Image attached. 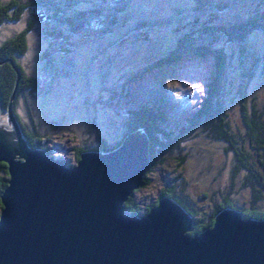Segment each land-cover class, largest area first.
<instances>
[{"label":"water","instance_id":"obj_1","mask_svg":"<svg viewBox=\"0 0 264 264\" xmlns=\"http://www.w3.org/2000/svg\"><path fill=\"white\" fill-rule=\"evenodd\" d=\"M5 114L12 131L0 124L7 173L0 264H264V218L224 207L209 227L188 235L189 216L166 195L142 214L122 211L148 167L139 129L114 148L82 151L67 165L26 145L9 101Z\"/></svg>","mask_w":264,"mask_h":264},{"label":"rangeland","instance_id":"obj_2","mask_svg":"<svg viewBox=\"0 0 264 264\" xmlns=\"http://www.w3.org/2000/svg\"><path fill=\"white\" fill-rule=\"evenodd\" d=\"M127 2L116 6L102 7L99 10L103 12L113 11L117 25L120 19H123L124 22H130L132 18L159 14L148 13L145 10L152 8L156 2L147 5H136ZM160 3L168 6L177 4L178 11H176V8L173 10L177 15H180L178 16L180 19H183L184 16L187 19L196 20V16H199L204 20V23L212 21L215 24H224L225 20L228 22L244 20L248 16H252L258 7V0H196L194 6L193 0H160ZM160 10L164 11L165 8ZM186 10L187 14L184 15ZM216 11H219V13L214 15L213 13ZM177 15L171 16L170 24L176 20ZM111 25L114 24H100L93 32L95 36L102 38L108 36L118 38L116 40L118 48L114 46L113 41L106 47H99L100 51H95V53L101 59V62L98 67H93L87 72L88 81L82 80L79 87L71 88L66 75H60L62 71H65L66 66L65 61L58 58V54L54 57V65L57 69L54 68L53 71H57L56 76L63 81V85L54 88L55 85H52V87L50 85L47 89L46 80H44L40 67V60L33 55L29 60V64H32V68L35 69L33 71L39 76V80L35 92L26 96L28 103L25 109H29L36 127L42 130L45 129L44 132H47L46 145L49 155L59 157L67 165L74 163V148L77 146H92L95 143L94 135L105 141L117 140L122 133V121L125 112L130 107L136 106V104L158 105L162 103L165 119L169 122L176 120L175 123H180L182 118L198 105L203 95V85L210 57L202 48L209 45L210 41L213 46L221 45L225 48L236 42V40L229 41L230 44L226 42L221 36H227L222 32L219 37L215 32L201 33V38L196 44L202 47L199 51L200 54H193L187 49L181 50L177 54L176 61L157 68V65L150 64L157 59L156 56L161 55L162 50L167 46L165 35L168 32L162 21H155L149 26H143L136 30L130 28L127 30L126 35L123 34V26L112 28ZM246 31V37L241 40L238 39L239 41L237 40L238 42L235 43L237 45L234 48L246 46V49H243L246 52L249 49L252 53L260 50L263 37L261 31L256 28L247 29ZM3 32L5 30L0 28V37H2ZM31 33L36 36L37 40H33L30 52L35 54L38 51L39 53L42 52L41 47L45 45V37L36 30H31ZM141 34H146L147 37L139 38L138 36ZM90 42L99 44L97 40ZM49 47L50 45L47 49ZM159 51L160 53H158ZM87 52H82V46H77V48H74L69 61L80 60V57ZM50 55H53V53H50ZM234 56V52L229 51L230 62L226 68L228 78L233 84L236 83L237 74L241 71L237 67V54ZM248 56L249 53H246L241 57V68L246 64ZM117 57H121V62H124V64L117 65L120 60ZM109 65L113 66L110 67ZM120 69L126 75H123L120 79L119 90L114 89L115 94L110 97L108 94H104L107 92L106 89L108 90L107 86L102 91L100 76L106 72L108 80L115 81L114 76L118 74L117 71ZM47 71H51V69ZM244 83V94L251 93L256 89L261 91L259 71L257 69L253 70L252 78H245ZM233 90L234 87L227 86L222 95L223 99L230 103L232 110L236 108V105L234 100L230 99L232 95L227 92ZM51 91L52 94L50 95ZM49 110L57 113L64 112L68 115L55 117L54 119H50L49 115L47 117L41 115L42 111L44 113ZM0 122L5 125L4 127L11 130L9 122L1 112ZM50 124H55L56 129L52 131V127L48 126ZM194 133L195 131L192 135ZM193 137H188L179 144V149L186 155L181 166H174V162L170 157L171 154H165L161 151L155 152L153 156L155 158L154 165L147 170L144 176L145 183L138 185L128 195L138 206L139 214L144 213V207L156 198L161 188L169 187L175 181L181 183L180 185H173L172 188L175 193L182 197L183 195L193 197L191 205L197 211V218L205 215L211 203L219 199L221 195L227 196V199L233 205H248V193L245 189L235 188L240 184V179L237 176L228 177L227 162L222 163L221 153L215 152L218 149H215V147L219 143L204 141V144L201 145ZM198 138L201 139L199 135ZM209 151H214L210 160ZM14 158L16 159V157ZM231 180L233 184L229 186ZM259 204L264 205V199H261ZM187 231L188 229L184 232Z\"/></svg>","mask_w":264,"mask_h":264},{"label":"trees","instance_id":"obj_3","mask_svg":"<svg viewBox=\"0 0 264 264\" xmlns=\"http://www.w3.org/2000/svg\"><path fill=\"white\" fill-rule=\"evenodd\" d=\"M218 13L219 11L214 12L215 15ZM28 19L30 18L27 17L26 9L21 10L19 7V0H0V28L5 30L0 37V112L5 113L6 103L9 101L10 112L26 145L30 148H41L49 155L46 145L47 137L44 136V131H36L35 121L27 108L23 111L24 114L18 112L20 103L25 106L28 103L26 96L35 92L39 80V76L33 71L35 69L32 68V64H29L32 55L36 56V54L30 52L35 39L31 33ZM224 22V24H214L216 25L214 29L203 28L202 33L215 32L219 37L222 32L228 37L221 36L226 42L236 40L235 43H237L246 37L247 29L256 28L261 31V36H263L261 49L252 53L249 49L248 52L243 49H246V46L234 48L237 44L233 43L228 45V49L221 45L213 46L211 41L209 45L202 48L210 57L203 85V95L198 105L191 112H188L180 123H175L176 120L169 122L165 119L162 103L158 105L136 104L125 112L122 121V133L117 140L105 141L94 135L95 143L92 146H77L73 150L75 162L80 152L108 151L117 146L127 132L139 129L147 139L148 159V167L142 174L140 186L145 183V173L154 165L155 158L153 156L155 152L161 151L165 154H171L170 157L174 166L178 167L181 166L186 156L179 149L182 140L194 136L193 138L198 140L201 145L204 144V141L218 142V146L215 147L218 149L215 152L221 153L222 163L227 162L228 177L237 176L240 179V184L235 188L245 189L248 193V205H233L227 196L221 195L219 199L211 203L205 215L197 218V211L191 205L193 197L189 195L182 197L175 193L172 188L173 185L181 184L180 181H175L171 186L161 188L156 198L144 207L145 212L150 205H154L158 196H168L189 216L190 225L186 232L188 235L198 233L209 227L214 215L224 207L237 209L243 218H264V205L259 204V201L264 199V0H258V7L252 16L240 21L228 22L225 20ZM229 51H233L235 56L237 54V67L241 69L234 84L230 82L226 69L230 62ZM179 52L170 56L161 55L150 65H157V68H161L166 64L173 63L176 61ZM246 53H249L248 60L241 68V57ZM198 54L200 53L198 52ZM255 69L260 74L261 91L256 89L251 93L244 94V79L252 78ZM41 71L48 89L53 84L54 78L43 68ZM117 73L114 76L115 81L112 82L108 80L106 72L100 76L102 91L107 86L108 90L106 89L107 92L104 94H108L110 97L115 94L114 89L119 90L120 79L126 75L122 69L118 70ZM77 79L80 83L82 80L88 81L83 71H80ZM104 81H106L105 84H103ZM227 86L234 87L233 91L227 92L232 95L230 99L234 100L236 105L234 110H232L230 103L222 97ZM10 93L12 96L9 99ZM38 129L40 130V128ZM194 131L195 133L192 135ZM198 135L201 139L198 138ZM213 152L209 151V160L212 159ZM6 178L5 164L0 161V189L5 185ZM232 184L233 181H229V186ZM122 211L139 215L138 206L130 196H127L122 202Z\"/></svg>","mask_w":264,"mask_h":264},{"label":"flooded vegetation","instance_id":"obj_4","mask_svg":"<svg viewBox=\"0 0 264 264\" xmlns=\"http://www.w3.org/2000/svg\"><path fill=\"white\" fill-rule=\"evenodd\" d=\"M125 2L136 5H147L151 2H156L152 8L145 10L148 13L159 14L156 16L143 15V17L140 18H132L130 22H124L123 19H120L117 25L113 11L103 12L99 10L102 7L116 6ZM194 5H196V0H193V6ZM19 7L21 10L26 9L27 17L30 18L28 19L30 29L36 30L45 37V45L41 47L42 52L39 53L38 51L35 58L40 60V67L43 68L45 72L52 74L54 78L52 85H55L53 88L63 85V81L59 80L58 76H56L57 71H53V69L56 68L54 65V57L56 54H58V58H60L61 61H65L66 66L65 71H62L60 75H66L68 83L70 84L69 86L72 88L79 87L81 84L77 79L78 74L80 75V71H83L86 75L91 68L98 67L100 64L101 59H99L95 53V51L99 50V47H106L110 45L112 41L115 47L118 46L116 41L118 38H114V36L104 38L95 36L93 31L95 28H98L100 24H114L111 25L112 28L123 26V34L126 35L127 30L130 28L136 30L160 20L165 24L164 28L168 32L167 35H165L167 46L162 50L161 55L167 56L186 49L193 54H198L202 47L196 44L201 38L203 28H215V23L212 21L204 23V20L199 16H196V20L192 18L187 19L184 16L183 19H180L178 17L180 15H177L173 10L176 8V11H178L177 4L168 6L166 4H161L160 0H19ZM161 8H165V10H160ZM186 14L187 10L184 15ZM173 15H177V17L176 20L170 24L169 20ZM138 37L145 38L147 36L146 34H141ZM119 38L123 39L124 37ZM34 39L37 40L35 35ZM92 40L99 41V44L90 42ZM49 45L50 47L47 49ZM77 46H82V52H88L82 55L80 60L69 61L74 48H77ZM50 53H53V55H50ZM158 53H160V51ZM161 55L156 57H160ZM117 58H120L119 64L117 65L124 64V62H121V57ZM48 69H51V71H47ZM24 110L25 105L20 103L18 112L20 113ZM27 110L29 111L28 108ZM24 113L25 112H23V114ZM1 114H4L6 117L4 112L1 111ZM41 115L46 117L49 115L50 119H54L55 117L68 114L49 110L44 113L42 111ZM48 126L52 127V131L56 129L55 124H50ZM36 131L43 132L45 129L39 130L37 128ZM43 133L45 137H48L47 132Z\"/></svg>","mask_w":264,"mask_h":264},{"label":"bare ground","instance_id":"obj_5","mask_svg":"<svg viewBox=\"0 0 264 264\" xmlns=\"http://www.w3.org/2000/svg\"><path fill=\"white\" fill-rule=\"evenodd\" d=\"M0 124L3 125V126H5L2 122H0ZM12 134H13V133H12ZM13 138H14V136H13Z\"/></svg>","mask_w":264,"mask_h":264}]
</instances>
